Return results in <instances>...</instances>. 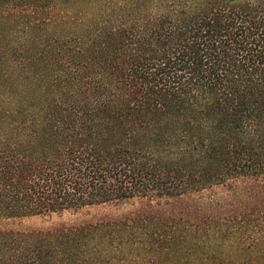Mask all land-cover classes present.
Returning <instances> with one entry per match:
<instances>
[{
  "label": "trees",
  "instance_id": "1",
  "mask_svg": "<svg viewBox=\"0 0 264 264\" xmlns=\"http://www.w3.org/2000/svg\"><path fill=\"white\" fill-rule=\"evenodd\" d=\"M0 264H264V0H0Z\"/></svg>",
  "mask_w": 264,
  "mask_h": 264
},
{
  "label": "rangeland",
  "instance_id": "2",
  "mask_svg": "<svg viewBox=\"0 0 264 264\" xmlns=\"http://www.w3.org/2000/svg\"><path fill=\"white\" fill-rule=\"evenodd\" d=\"M139 205L138 200H128L125 202H119L116 204V206H94V207H88L85 209H82L80 211H65L62 213H55L52 215H39V216H33V217H26L22 219H17L15 221H8L7 223L12 226H44L49 225L51 223H56L60 221H71L75 219H79L81 217H84L87 215V213H90V215L95 213L104 212L107 210H115L120 209L121 211H126L133 209L135 206Z\"/></svg>",
  "mask_w": 264,
  "mask_h": 264
}]
</instances>
